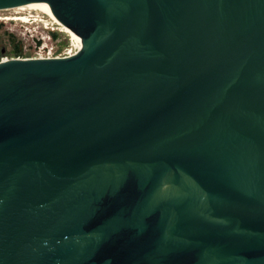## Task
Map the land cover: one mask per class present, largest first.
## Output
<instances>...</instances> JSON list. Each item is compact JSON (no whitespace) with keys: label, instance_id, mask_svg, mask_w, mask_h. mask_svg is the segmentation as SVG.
<instances>
[{"label":"water","instance_id":"95a60500","mask_svg":"<svg viewBox=\"0 0 264 264\" xmlns=\"http://www.w3.org/2000/svg\"><path fill=\"white\" fill-rule=\"evenodd\" d=\"M28 3L80 49L0 61V264H264V0Z\"/></svg>","mask_w":264,"mask_h":264},{"label":"rangeland","instance_id":"374dc122","mask_svg":"<svg viewBox=\"0 0 264 264\" xmlns=\"http://www.w3.org/2000/svg\"><path fill=\"white\" fill-rule=\"evenodd\" d=\"M74 50L68 32L37 9H0V60L70 55Z\"/></svg>","mask_w":264,"mask_h":264},{"label":"bare ground","instance_id":"6f19581e","mask_svg":"<svg viewBox=\"0 0 264 264\" xmlns=\"http://www.w3.org/2000/svg\"><path fill=\"white\" fill-rule=\"evenodd\" d=\"M13 8H21V9H25V8H30L31 9H37L38 12L42 13V14H45L48 18H50L54 23H56L58 26L62 27L63 30H65L66 32H68L69 34V37L72 39L73 43L75 44V50L70 54H74L76 53L80 48L79 46L76 44V42L74 41V37H73V33L72 31L66 27L65 25H63L60 21H58V19H56L55 17L49 15L48 13L44 12L43 10L37 8L36 6H34L33 4L31 3H28V4H25V5H21V6H16V7H12V8H5V9H13ZM36 11V10H35ZM27 20V19H26ZM41 21V20H40ZM42 56V55H41ZM46 56V55H45ZM49 57L51 56H55V55H47ZM68 56V55H66ZM39 56H36V57H33V58H38ZM61 57V56H60ZM30 58V57H29ZM2 60H5V59H2ZM0 60V61H2Z\"/></svg>","mask_w":264,"mask_h":264},{"label":"built area","instance_id":"2783aa9c","mask_svg":"<svg viewBox=\"0 0 264 264\" xmlns=\"http://www.w3.org/2000/svg\"><path fill=\"white\" fill-rule=\"evenodd\" d=\"M47 55H55V56H51V57H63V56H66V54L65 55H59V54H52V53H48V54H46V56ZM37 56H41V54H39V55H37ZM42 56H45V55H42ZM30 58H33V57H30ZM38 58H50V57H38Z\"/></svg>","mask_w":264,"mask_h":264}]
</instances>
